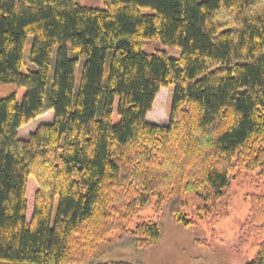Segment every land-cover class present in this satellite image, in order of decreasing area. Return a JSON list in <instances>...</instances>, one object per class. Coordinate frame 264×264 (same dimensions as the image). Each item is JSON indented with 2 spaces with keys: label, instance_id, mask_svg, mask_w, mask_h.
Wrapping results in <instances>:
<instances>
[{
  "label": "trees",
  "instance_id": "obj_1",
  "mask_svg": "<svg viewBox=\"0 0 264 264\" xmlns=\"http://www.w3.org/2000/svg\"><path fill=\"white\" fill-rule=\"evenodd\" d=\"M147 41L180 53H146ZM0 83L25 90L21 102L0 99L5 264H87L129 242L150 248L161 223L129 224L151 197L185 228L187 208L215 224L228 215L235 170L264 178V0H0ZM169 86L168 124L149 123ZM44 108L52 121L19 138ZM246 198L236 249L252 245L245 264H264V192Z\"/></svg>",
  "mask_w": 264,
  "mask_h": 264
},
{
  "label": "rangeland",
  "instance_id": "obj_2",
  "mask_svg": "<svg viewBox=\"0 0 264 264\" xmlns=\"http://www.w3.org/2000/svg\"><path fill=\"white\" fill-rule=\"evenodd\" d=\"M83 7L103 8L105 0H75ZM31 49V39L28 38L24 59L28 60ZM146 53L157 50H165L177 57L180 50L164 46L159 41H147L144 48ZM107 59L105 68L108 69ZM82 61H79L75 69V84L78 86ZM53 68L49 73L47 84V96L50 88V81ZM25 90L18 88L15 84L0 83V99L10 94L16 93L17 101L21 102ZM172 87L162 88L155 98L152 109L147 113L146 118L149 123L167 125L169 121L171 105ZM53 113L44 108L41 115L33 121L22 126L18 130V136L26 139L41 123L52 121ZM113 123H118L119 117L116 112V105L112 114ZM264 192V178L259 176L258 170L242 171L235 170L229 180V185L225 190L230 197V207L225 219L211 224L207 220H198L195 211L187 208L182 212L186 220L193 222L188 228L176 222L170 214L169 209L162 213H157L156 198L151 197L149 203L136 209L133 214L129 229H134L136 219L143 217L152 221H159L163 227L161 240L153 247L140 249L129 242L117 247L104 257L93 260L87 264H100L108 262L124 261L131 264H245L250 261L256 248L248 244L240 251L236 247L241 234V226L249 211V201L247 195L251 193ZM56 208V206H55ZM0 264H5L0 261Z\"/></svg>",
  "mask_w": 264,
  "mask_h": 264
},
{
  "label": "crops",
  "instance_id": "obj_3",
  "mask_svg": "<svg viewBox=\"0 0 264 264\" xmlns=\"http://www.w3.org/2000/svg\"><path fill=\"white\" fill-rule=\"evenodd\" d=\"M146 120H147V118H146ZM148 121V120H147Z\"/></svg>",
  "mask_w": 264,
  "mask_h": 264
}]
</instances>
